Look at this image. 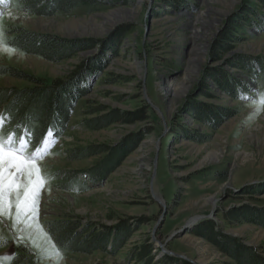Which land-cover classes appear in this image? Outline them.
<instances>
[{
  "label": "rangeland",
  "instance_id": "374dc122",
  "mask_svg": "<svg viewBox=\"0 0 264 264\" xmlns=\"http://www.w3.org/2000/svg\"><path fill=\"white\" fill-rule=\"evenodd\" d=\"M97 2L0 0V135L56 134L38 211L62 253L8 220L0 264H240L225 238L264 258V0Z\"/></svg>",
  "mask_w": 264,
  "mask_h": 264
},
{
  "label": "snow or ice",
  "instance_id": "6c2138e0",
  "mask_svg": "<svg viewBox=\"0 0 264 264\" xmlns=\"http://www.w3.org/2000/svg\"><path fill=\"white\" fill-rule=\"evenodd\" d=\"M241 99L249 97L241 95ZM261 110H264V93L259 94L257 101L256 112ZM55 135L49 128L41 146L32 151L28 150L27 139L0 135V224L10 220L17 231L28 232L29 239L42 254L62 259V253L39 222L38 211L39 195L46 184L39 162L49 151L48 138Z\"/></svg>",
  "mask_w": 264,
  "mask_h": 264
},
{
  "label": "trees",
  "instance_id": "16d2710c",
  "mask_svg": "<svg viewBox=\"0 0 264 264\" xmlns=\"http://www.w3.org/2000/svg\"><path fill=\"white\" fill-rule=\"evenodd\" d=\"M67 1H72V0H61V5H64L65 3H67ZM86 1V3H91V4H97V0H84ZM62 41H60L58 38H49L46 36H42L39 34H35L32 32H20L17 37L15 38V43L14 45L29 51V52H38V53H43L45 56L47 57H54V55H63V52L67 53L69 55V51L67 50V46H63V44L61 43ZM94 45L91 44L90 46ZM68 49L70 50V52H74L75 50H77V46L76 44H71L70 46H68ZM18 75H23L25 76L26 74L24 73H18ZM148 108L151 109V107L148 106ZM140 112H138V114H134L135 116V120H140L145 118V116L142 114H139ZM120 118H112L110 121H115L118 120ZM128 151V150H127ZM240 215H257V213H253V212H243V211H238L237 214L233 215L234 219L239 220L240 219ZM256 218L254 219V222L258 223L259 225H264V215H258ZM223 241H225L224 243L219 242L217 245L219 246V248L223 251L228 253L231 257H233L236 261H238L240 264H264V258L261 257L260 255H257L253 248H244L243 246H241L239 243L237 242H233L231 240L228 239H224ZM147 253L146 255H150V248L149 250H146Z\"/></svg>",
  "mask_w": 264,
  "mask_h": 264
},
{
  "label": "bare ground",
  "instance_id": "6f19581e",
  "mask_svg": "<svg viewBox=\"0 0 264 264\" xmlns=\"http://www.w3.org/2000/svg\"><path fill=\"white\" fill-rule=\"evenodd\" d=\"M212 200H214L213 197H212ZM212 202H213V201H212Z\"/></svg>",
  "mask_w": 264,
  "mask_h": 264
}]
</instances>
